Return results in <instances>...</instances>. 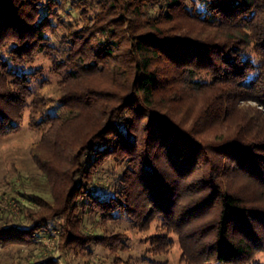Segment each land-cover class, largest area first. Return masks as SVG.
I'll return each instance as SVG.
<instances>
[{
  "label": "trees",
  "instance_id": "obj_1",
  "mask_svg": "<svg viewBox=\"0 0 264 264\" xmlns=\"http://www.w3.org/2000/svg\"><path fill=\"white\" fill-rule=\"evenodd\" d=\"M148 7L160 10L149 14ZM83 9L81 0H0V136L17 131L28 109L34 128L49 125L44 136L86 112L99 115L67 165H54L64 187L53 219L62 220V237L82 251L105 240L124 246L119 231L85 228L128 221L142 229L157 221L152 243L170 244L169 233H177L193 264H252L264 251V115L234 123L237 142L218 147L222 157L207 177L204 147L174 115L186 90L216 91L222 121L239 113L241 100L264 105V0H103L96 14ZM179 14L215 31L176 28ZM53 73L67 91L50 107L41 90ZM95 75L105 82H92ZM107 93L112 105L100 106ZM60 140H51L56 157L64 156ZM231 173L255 185L253 192L232 191L224 179ZM34 219L1 225L0 248L50 234L49 216Z\"/></svg>",
  "mask_w": 264,
  "mask_h": 264
},
{
  "label": "rangeland",
  "instance_id": "obj_2",
  "mask_svg": "<svg viewBox=\"0 0 264 264\" xmlns=\"http://www.w3.org/2000/svg\"><path fill=\"white\" fill-rule=\"evenodd\" d=\"M72 1L77 2L79 0ZM81 1L84 6L83 10L87 9L89 14H96L100 11V1L103 0ZM159 10V7L147 8L149 14L159 12ZM70 19L72 18L64 16L63 21L73 22L69 21ZM173 25L176 28H192L195 32L203 35L215 31L211 27L196 24L180 14ZM123 39L122 43L126 48L130 43L126 38ZM38 62H42L41 64L44 65L48 73L52 71L50 61L39 59ZM48 75L49 82L42 88L41 97L46 100L47 106L51 107L56 103V99L66 93L67 87L62 85L61 87L64 89L59 88L54 73L51 76ZM90 79L99 84L105 82V77L100 75L92 76ZM214 92L209 88L184 91L183 98H180L178 109H176L178 113L174 115L180 128L185 131L184 133L188 138L190 137L189 140L191 138L196 139L204 147L205 155L201 156L200 159L206 163L204 166L207 169L205 170L207 171L205 177L211 172H216L214 164L219 163L222 157L220 154L222 150L218 153L216 151L218 147L230 141L237 142L239 131L234 123L250 120V117L255 114L264 115V105L252 100H241L239 113L232 112L227 121L219 120V113L214 110L220 104L215 101ZM107 94L104 95L105 98L100 99V106L112 105L109 98L110 94ZM118 104L117 101L113 102V105ZM125 104L126 102L120 106ZM29 111L28 109L24 113L21 126L17 131L0 136V227L1 225H17L19 222L30 226L35 220L34 218L47 215L50 218L47 224V232L50 234H45V231L42 232L44 234L41 238H37L31 243H27L24 239L20 243L0 248V264H18L26 260L40 261L51 256L55 257L57 264H193L190 259L185 257L180 236L177 233H169L170 244L159 247L152 243L150 237L161 232L157 221L152 222L148 228L142 229L128 221L107 222L98 228L97 226L93 228L91 222L85 228L91 233L96 229L97 233L100 232V234L105 229L108 235L117 234L119 231L126 235L124 246H113L114 243L105 240L92 245L90 252L80 250L79 245L75 242L68 243L65 241L60 233L62 220L55 223L53 220L54 213L61 206L64 188L62 183L54 180V173H57L54 170V165L62 169L64 165H67V161L71 160L74 151L80 147L81 142L85 141L87 133L92 132L91 130L98 126L99 115L86 112L79 118L70 121V124L58 123L56 128L54 126L51 128L50 134L44 136L49 125L34 128L30 123ZM52 111L54 112V107H52ZM225 111L222 112L223 115L227 114ZM261 126L264 127V122ZM61 132L62 134H60ZM54 137L63 140H60L61 143L59 142L58 145L60 148L65 147V151H59L60 154L64 155L63 157L55 156V143H51ZM194 143L198 144L196 141ZM59 147L56 148L59 149ZM220 163L225 170H228L226 169L229 167L227 161L224 160ZM218 167L219 164H217ZM201 176L203 174L194 179L195 175L193 180L189 179L186 183L196 182ZM224 179H229L232 191L250 193L252 191L250 188L256 187L250 184L247 179L236 177L232 173L230 177L224 176ZM180 186L182 187V183ZM32 194L37 196L39 202L28 201V196ZM24 203L28 204L24 206ZM252 264H264V251L257 255Z\"/></svg>",
  "mask_w": 264,
  "mask_h": 264
}]
</instances>
